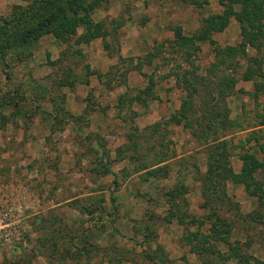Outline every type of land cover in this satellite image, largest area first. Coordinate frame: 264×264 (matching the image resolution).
<instances>
[{
	"label": "rangeland",
	"instance_id": "1",
	"mask_svg": "<svg viewBox=\"0 0 264 264\" xmlns=\"http://www.w3.org/2000/svg\"><path fill=\"white\" fill-rule=\"evenodd\" d=\"M31 1L0 0V26ZM221 10L218 0H103L92 19L105 37L85 45L45 35L0 52V264H264V204L227 182L218 192L230 200L208 218L205 142L173 118L186 97L173 74L190 68L209 87L234 76L219 134L235 172L244 153L264 160V79L243 80L238 57L211 67L215 48L241 43L239 24L213 34L214 44L175 43V31L191 37ZM247 53L264 71V49ZM149 76L156 99L142 94ZM256 177L264 181V165ZM196 230L226 240L197 255L185 237Z\"/></svg>",
	"mask_w": 264,
	"mask_h": 264
},
{
	"label": "trees",
	"instance_id": "2",
	"mask_svg": "<svg viewBox=\"0 0 264 264\" xmlns=\"http://www.w3.org/2000/svg\"><path fill=\"white\" fill-rule=\"evenodd\" d=\"M193 1V0H192ZM103 0H32L28 7L17 8L19 13L10 19L3 21L4 27L0 26V52L1 58L5 57L8 50L20 46L23 49L32 47L42 36L52 35L57 39L66 41L70 36L78 38V44L88 45L94 39L106 36L102 22H94L93 12L100 6ZM221 7V13L215 16H209L204 19L201 29L191 37L182 36L180 31H175V43L179 47L193 46L194 42H210L213 34L222 32L231 22L235 20L240 27L241 43L234 47L215 48L214 54L216 63L212 64L213 69H219L225 66L228 60V66L234 58L245 61L246 67L242 73V79L250 81L256 75L264 79L262 62L257 57H251L247 53V47H252L256 51L264 49V0H218ZM22 12L28 13L26 17ZM83 25L85 32L78 36L77 28ZM6 52V53H5ZM185 61H189V53L184 51ZM118 64L125 65L126 59L118 53L116 55ZM235 61V66L240 63ZM258 69L257 72L254 69ZM133 67L129 68L131 70ZM139 68V66L137 67ZM181 74H173L175 78L181 80L182 89L185 92V99L182 101L178 112L173 117L176 123L184 124L191 135L199 140H203L207 148L206 153V173L203 183V198L205 201L202 208L210 207L209 217H212L213 209L217 206H223L230 198L226 196V189L219 193L220 188L227 182L242 185L250 197L257 199L259 204H264V181L256 177V172L264 165L255 155L244 153L240 156L241 168L237 173L230 164V142L224 140L221 130L229 125L226 112L219 108L220 99L228 97L236 85L237 79L234 76L221 75L213 76L209 73V78H213L209 87L206 76H196L195 71L189 69L181 70ZM212 71V70H211ZM152 76L148 77V86L142 91L147 98L156 99L153 95L155 82ZM260 85H263L264 82ZM210 95V102L207 96ZM218 97V98H217ZM200 102V108L195 109V99ZM195 128L197 130L195 131ZM262 148V146L260 145ZM263 149V148H262ZM155 171H150L153 174ZM109 173V172H107ZM229 199H228V198ZM112 202L116 199L112 198ZM226 206V203L225 205ZM223 206V207H224ZM218 221V218L215 219ZM182 220H180L181 222ZM194 221V219H192ZM227 235V232H223ZM223 233L213 230L211 234H202L196 230L187 233L186 240L191 249L200 255L201 252L215 251L212 241L220 239L226 240ZM237 250V248H232ZM229 259L242 262L240 254L233 252L229 254ZM245 259V258H244ZM248 263V258L245 259ZM259 263V262H258ZM263 264V263H260Z\"/></svg>",
	"mask_w": 264,
	"mask_h": 264
}]
</instances>
